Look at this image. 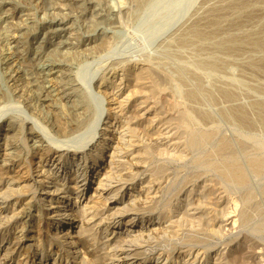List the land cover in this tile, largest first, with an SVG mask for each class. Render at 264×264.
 Returning a JSON list of instances; mask_svg holds the SVG:
<instances>
[{
	"label": "rangeland",
	"instance_id": "obj_1",
	"mask_svg": "<svg viewBox=\"0 0 264 264\" xmlns=\"http://www.w3.org/2000/svg\"><path fill=\"white\" fill-rule=\"evenodd\" d=\"M90 1L91 0H82V2L78 3V5H73L71 7L72 11L70 12L68 7L65 6V4H63L64 2L62 0H52L51 4H49V6H51L49 9H47L48 4L46 0H0V95L3 96L4 94L6 97L5 101L0 104V130L5 129L6 127L5 125H9L12 123L13 124L15 123L14 125L15 126L18 125V127L20 128V132H19L20 137H17L18 139L16 138L15 140V146L18 150L16 157L9 159L10 156L8 155L5 156L4 154L10 152L8 150L6 152L3 151V148L4 150L6 148L7 141L6 139L0 141V169L1 168L5 170L7 169L10 174L12 175L15 174L14 175L15 177L13 178L10 177V175H5V177L2 180H0V199H1L0 227L4 223L5 225L6 224L10 225L9 230H7L5 234L3 233L2 235H0V242L3 241V243H0V247L2 245H6L5 243H7V241L11 244L12 242L15 241L16 242L18 241L20 243H26L27 248L29 250L26 248L28 252H25L26 250L24 248L25 251L24 250L22 251L23 254L21 252L22 255H20V258H22L23 255L25 254L24 257L26 258L28 264L31 263L32 264H37V263L40 264H56V263L57 264H80V263L81 264L83 263L129 264L131 262L130 260L135 250L136 249L140 250L141 248L143 249L142 250L143 258H144L143 260H146L145 264H179V263L180 264H214L217 261H220L222 258L225 259L226 257L228 259L226 258L225 260H223V262L221 260L220 264L222 263L230 264L231 262L233 264H264V128H263L264 127L263 126L264 125V113H263L264 112V84H263L264 83V61H263L264 46L262 45L264 40L263 39L264 38V13H263L264 0H254V1L245 0L246 2L244 0H237V1L234 0V2L233 0H223V1L222 0H214V1L213 0H142V1L141 0H93L92 2L93 4H89ZM222 4L224 5V7ZM251 4L254 5L252 6ZM238 5L239 6L242 5V6L239 7ZM207 8L208 11H206ZM81 10L84 11L85 13H88L87 14L88 16H92L91 26L89 27L85 26V21H84L85 17L82 18L83 15L81 13ZM250 15L253 17H251ZM256 15L259 16L257 17L260 21L255 17ZM53 17L59 19L64 18L66 20L65 21L63 19L66 22V26H65L66 30L61 34V36L63 35L64 36L63 38L67 39L69 43L63 49H61L56 56V61H59L60 63L62 62L61 64H63V66L60 67L56 66L57 68L56 67L53 68L51 64H48V62L45 61L46 56H47L46 58L49 59L48 54L50 52V46L52 44L55 45L59 40L56 36L54 37L53 35L50 34L51 30L56 27L53 23L54 21H52ZM215 19L217 20L216 21L217 24L215 23ZM219 19L221 20L218 21ZM238 21L240 22L238 23ZM203 24L204 26L202 27ZM219 26L220 27L223 26V28H220ZM21 27H24L25 29ZM191 28L193 30H190ZM244 29L246 31H249L250 34L246 32ZM195 30H197V32H195ZM224 32L226 33V35ZM209 33H211V35ZM247 33L249 35H247ZM228 35L230 38L227 37ZM182 36H184V39ZM50 40L52 44L49 46L48 42ZM179 40L180 41L182 40L181 43ZM258 42H260L262 48ZM216 43L218 46L216 45ZM220 46L222 47V49ZM225 46H227L226 47L227 49L225 48ZM234 50L236 52H234ZM242 50L244 52H242ZM240 51L242 53H240ZM253 52L254 54H252ZM256 52L259 54H257ZM20 55L22 56L24 55L27 62L29 63L30 61L32 67L34 66V71L36 73L35 76L36 80L34 79L33 82L30 81V79H28L27 74L24 73V71L22 70L23 69L22 64L21 61L19 60ZM222 55L224 58L222 57ZM220 57H222L223 59L222 58L220 59ZM257 57L259 58L257 59ZM211 59H216V60H211ZM223 63L224 64L226 63L227 65L225 64L226 65L225 66ZM206 64L207 66L211 64V66H209L211 70L209 69V67L206 66ZM158 65H160L162 68L159 67ZM147 66L148 68H146ZM258 66L260 68H258ZM48 67L51 69H49ZM143 67L145 69H150L148 70V72L150 73L152 72L151 75L154 73L151 77L154 78V79L152 78V81H153V87L155 89L152 87L154 91H152L153 90L152 88L150 91L153 93L150 94L151 92L148 91L147 93L150 96L146 93L147 95L145 94L146 95L145 97L144 95H140L141 94L140 92L137 93L136 90L135 92L133 91V89L131 88V80L129 79L132 78L131 76L137 75V73H140L141 71H147L144 70ZM70 69L72 70L70 71ZM244 69H246L245 72ZM37 70H39L38 73ZM164 71L165 73L167 71V73L165 74ZM135 72L137 73L134 74ZM37 74H39L38 77L40 76L42 78L39 77L40 78L39 79L37 77ZM70 80L76 81L73 82L74 84L76 83L75 85L77 88L76 89L77 92H75L76 93L75 97L76 99L79 98L80 105H82V107L84 106V108L86 109L87 120L85 124L82 126V128L79 131H77L78 133L75 132L76 134L74 133L73 136L71 135L70 137L64 139L58 137L57 134H55L56 132L54 126H52V118H51L52 116L50 109L47 106L41 104L42 102L40 100V96H41L40 91H43V89L48 90L49 93H52L51 96L54 97L55 100H57L59 105H62L63 103L59 101L61 100L60 98L71 92L69 89L71 83ZM117 84H119L120 87L119 85L117 86ZM225 84L227 87L225 86ZM228 85H230V87H228ZM222 87L224 89L226 88V92L225 90H223ZM227 88L229 90H227ZM131 89L133 92L131 91ZM158 90L160 92H155ZM208 91H210L211 93ZM79 92L80 95L78 96ZM133 93L134 94L137 93V95L139 96H135ZM189 93L191 95H189ZM216 93L218 94L216 95ZM142 96L145 98V100L143 99ZM189 96L192 97L190 98ZM75 97L70 98L71 101L75 102L76 100ZM232 97L234 99H232ZM131 98L133 99V101L139 100L140 103H142L140 107L144 106V109L148 108V114H146V117L148 119L149 116L150 119L152 116L151 118L152 121L150 120V124L148 123L149 121L145 122V125L147 126V124H149V126H147L148 128L151 125L150 128H152V130L154 128V131L158 130V133L160 134L163 133L162 134L163 137H160L161 136L160 134L156 135L157 131L155 132H153L152 130L146 131L144 128H141L142 126L137 127L136 122H134L135 121L134 119H136L134 116L138 113L136 116L139 115L140 117H144L145 114L143 113L145 112H143L144 110L141 109L138 110L136 107H135L136 109H133L134 105L132 106L133 101ZM139 101L135 103L137 104L139 103ZM164 101H166L167 103ZM143 102H145L144 105ZM114 103L121 104V105L119 104L120 105L119 110L120 109L121 110L119 111L118 118H116V122L115 119H113L114 116L109 114ZM156 103L159 104V106ZM159 107L161 108V110ZM252 107L254 108V110ZM242 108L244 110L241 111ZM261 108H263L262 109L263 112ZM134 110L136 112L135 115L132 114L134 113ZM251 110L253 111L254 114L252 113ZM257 111L260 114H257ZM234 112L237 115L234 114ZM238 112L239 113L241 112L242 115L239 114ZM140 114L143 115L141 116ZM170 115L172 117H170ZM247 115L249 117H245ZM154 118L155 120H153ZM233 118H235V120ZM236 118H238V120ZM156 119L158 121H156ZM166 119L169 121H167ZM128 121H129V127L132 128L129 127L126 128L125 125L127 124L128 126ZM252 122L253 124L255 123L256 125L255 124L253 125ZM122 123L123 126H121ZM110 124H112V126ZM106 126L111 127L109 131L115 133V137L113 138V141H112V135L111 136L108 135L109 138H107V136L105 137L104 135V133L107 130ZM183 126H185L186 129H184ZM164 128L165 129L167 128V130H164L163 132ZM136 129L139 132H137ZM181 129H184V131ZM161 130L162 132H160ZM172 132H174L175 135L174 133L172 134ZM206 132L207 134L210 135L209 138L208 135H205ZM164 133L167 134L165 135ZM214 133L216 136L214 135ZM168 134L174 135L173 136L174 138L176 137L175 138L176 141H173L174 144L172 143V141H169V138L167 137ZM1 135H2V131H0V136ZM204 135L205 137L207 136L206 137L207 139L204 137ZM130 138L133 139L131 140ZM136 138L137 139L140 138V140L139 139L137 140ZM105 139L106 141H104ZM199 139L200 140L203 139L201 141L202 144L199 141ZM191 141L193 142V144ZM102 142L103 143L105 142L106 145V149H104L103 151V153L105 154V159H103L101 162H99L96 165L95 167L96 169L94 168L93 171H90V168L92 169V167H94L93 165L94 162L92 161V157L98 155L100 144ZM133 144L139 146L138 148L141 153L139 151L138 152L144 157L143 159L145 160V163L143 162L144 166L142 167V169L143 168L144 169L143 170L141 169V171L139 170L140 168L137 169L138 172L136 170L137 172V174H135L136 176L134 175L133 176L134 178L132 176L131 178L129 177V179L132 181L123 180L124 182L127 181L126 185L124 186L122 184L124 183L123 181L119 182V180H117L120 179V177L118 175H114L115 176V178H113L114 182L120 183V184L116 183V185L118 186L115 187L117 189L114 188L116 191L113 189L115 192H113V190L109 192H104L101 196L103 200L99 199L97 196V191L100 189V182H102V180L106 182V180L102 178L103 176L101 177V175L102 172L104 171L103 169L106 167L107 163L110 160L109 158L107 159L109 153H106V151H108L109 147L112 145L113 148H115L114 155L117 154L115 155L117 159L115 157L114 159H116L117 161L121 160L120 162L122 161L126 162L128 161L127 153H129L128 152L129 148L130 150L133 149L134 147ZM168 144L169 145L171 144L172 148H170ZM41 146H42V151H40L38 154V152L35 151L36 150L35 148L38 149ZM159 146L161 149H159ZM47 148L49 149V151L46 150ZM54 149L55 150L63 149V151L66 154L68 153L66 157L67 158L71 157L72 159L70 158L69 160H65L59 165L57 162L54 163L48 162V165L44 167L45 169L44 174L47 175V179H46L47 181L45 182L47 183H45L44 185L39 184L32 186L30 181L33 179V177H35L34 167H36V163L39 161L40 157L44 159L46 155L52 154ZM73 149L75 150L74 152L75 156L72 157V154L74 153H72L73 151L71 150ZM167 149L169 150V153ZM178 151L181 152L178 153ZM183 153L185 156L183 155ZM38 155L41 156L38 157ZM176 155H178L179 157H177ZM211 155L212 157H210ZM213 155L215 158L213 157ZM118 156H120L121 159H119L120 157ZM176 157L179 159H177ZM223 160L225 161L223 162ZM251 160L253 161L256 160L258 163L260 162L261 164L259 165L261 167V168L259 167L260 170L256 168L254 169V166L253 168H251L252 167L251 163L253 162V161L251 162ZM125 162L124 164L127 163ZM232 163H235V165ZM228 164L229 166H226ZM230 164L234 166L238 164V166L242 168L244 175H246L245 176L246 179H244V181L246 180L245 183L244 181L240 182L239 183L240 186H238L239 185L237 184L238 182L235 180L233 182V179H231V181H227L231 178L229 174L230 172L228 173L227 170L231 171V168L233 167V166L230 167ZM154 165L155 167L156 166L157 167L155 168ZM99 166L100 168L97 169V167ZM212 167H214L215 169H213ZM228 167H230V169ZM68 170H70L69 172L73 173V177L75 179V185L81 191L79 194L73 193L68 196V194H63L61 191H58L60 190V185H57L56 182L59 183L68 182V177H69ZM152 170L154 171L152 172ZM221 171L223 175L224 174L228 175V176L226 175L227 179L223 177L222 174H220ZM203 172L206 173L204 174ZM32 173L34 174L32 175ZM217 173H219V175ZM156 174L159 176H157ZM29 176L31 178H29ZM153 176H154V180L157 179V181L155 182H157L158 187L160 188H158L157 190V197L155 199L154 204L152 205V209L144 211L145 214L143 213L144 215L141 216L142 220L141 219L137 220L135 224L129 227L130 229L126 228L127 225L126 220H129L131 216L134 218V215L132 214L133 211L131 209L133 208V205L136 204V201L138 199V197H136L137 193L135 191H137L139 187L141 188L146 183H148L150 179L153 180ZM23 177L26 178L24 179ZM159 178H161L160 182H159ZM22 180H24L26 185L31 184L32 186V187L30 186V188L23 189V191L28 190L26 191V193L29 192L28 194H25L22 191V189L18 185H16L17 182ZM145 180L148 181L144 182ZM207 181L208 183L209 182L210 183L208 184ZM222 182H224L227 185H225ZM229 182L232 183L230 184ZM20 185L22 186L23 183ZM35 188L38 190H36ZM32 191H34V193ZM46 192L47 193L50 192V193L47 194ZM29 194L31 195L29 196ZM170 195L172 196L170 197ZM203 195L205 197H203ZM246 195L249 196L246 197ZM130 196L132 198H130ZM93 197L94 199L97 198L98 200L107 203V205H109L108 206L109 209L107 211H104L102 209L103 208L102 206L99 205L92 206L91 204L93 203H88L86 205L85 202L82 203L84 199L90 200L91 198L93 199ZM211 197L212 198L214 197L213 203H210L212 202L209 200V198ZM39 199H42L45 202H43L42 200L40 201ZM74 201L75 204L73 205ZM121 203H122V207H121ZM48 204L50 205L47 206ZM70 204H72V207H69ZM126 204L128 205V208L127 206L125 207ZM21 205L24 206L25 209L21 207ZM79 206L80 208L82 206L85 209H87L86 217L90 215L88 217L90 218L89 219L90 221L92 220L96 222L94 228L89 232L90 236L88 235L87 237L88 241L85 243L86 245L84 244L83 246L80 247L79 245L76 246L74 244V242H76V240L74 241V239H69L68 243L67 242L62 243L61 241L62 239L57 238L58 236H62L67 232L70 233L72 227H76L79 225L78 219L75 220V221L78 220L77 223L75 224H73L74 221H70V219H72L70 211L72 212V210L78 209ZM172 206H176V207H172ZM123 208L129 209L132 212L128 210L129 211L128 213V211L126 209L124 210ZM259 208H261L260 209L261 211L258 210ZM49 211L51 212V214L53 213L54 216L53 214L52 216L51 214L49 215L48 213ZM126 211L127 213L125 214ZM56 212L58 214H56ZM103 212H105L104 213L105 215L103 214ZM121 212L122 215L118 216V214L119 213L121 214ZM241 213L244 215H241ZM110 214L112 215L110 216ZM47 215L50 217L56 216L54 218L55 220L48 219ZM10 216L11 218L8 219V217ZM183 216L185 219L183 218ZM91 217H93L94 219H91ZM107 217L110 219V221H108L109 219ZM111 217H113L114 219ZM78 218L80 217L78 216ZM161 219H163V221ZM13 220L14 221L19 220V222L17 221L16 223L18 227L15 229L12 228L14 227V225L11 226L12 224L11 222H14ZM102 220H104L105 223ZM155 220H158L159 222ZM139 221L141 223H139ZM165 222L167 223L165 224ZM182 224H184L185 226ZM208 224L210 225L208 226ZM153 225L154 228L155 226L158 225H162L164 229L165 228L167 229L168 226L169 228L167 229V232L165 231V233L163 234H161V231L163 232L164 229H162L161 231H157L155 234L151 232L153 229ZM19 228H22L23 231H21V229ZM218 228L220 229L218 230ZM56 230H57V235H55L56 233L52 234L56 232ZM101 230L103 231L101 232ZM173 230L175 231V233L173 232ZM94 231L95 233H93ZM35 232L37 234L41 232L42 234L40 233L38 234L39 235L38 236ZM171 232H173V235ZM104 233L107 236H105ZM142 233H145L147 236L148 235L149 236L145 237L144 236L145 234L143 235ZM185 233L187 235H185ZM99 234L101 236H99ZM151 234L154 238L150 236ZM138 235L140 237L142 235L141 237L142 239L140 237L138 238ZM156 235L158 238H156ZM32 236H34L35 239L32 238ZM102 236L103 238H101ZM184 236L189 238H185ZM163 239L164 240L167 239V240L164 241ZM111 240L113 241L111 242ZM118 241L121 242L123 241L126 244L122 245L123 242L118 243ZM136 241L137 243H135ZM132 242L136 247L134 245L132 246L131 244ZM138 242L142 243L141 245H143L144 243L145 244L143 246L141 245L139 246L138 244L140 243ZM32 243L35 245H33ZM101 243L104 245L101 246L102 245ZM127 243L131 246L127 245ZM69 244L71 245L69 246ZM120 245L121 246L126 245V246L120 248ZM88 247H91V249L90 248L88 249ZM133 247L134 250H132ZM74 249H76L78 253L75 252ZM169 249L171 250V252L169 251ZM83 250H85L86 252ZM79 251L81 253L85 252L83 255H85L87 260L86 258H84L83 255H81ZM194 251L195 252L198 251L197 254ZM242 251L246 253L248 252L250 253L251 251L250 256L252 260L250 261L247 258H243L244 259L243 261L241 257L243 253ZM106 252L109 255L106 256L107 254ZM232 252L234 254L236 253L237 254L234 256L232 255ZM125 253H127L128 256L125 255ZM228 255H230L231 258H229ZM237 255H239L240 257ZM218 256L219 257L222 256V257L219 258ZM233 256L234 258L232 260ZM164 257L165 260H167L166 262L163 261ZM94 258L100 259V261L99 260L96 261L97 259L95 260ZM237 258H240L242 263L239 262L240 259ZM6 259L7 262L10 259L12 261L13 259L15 260L16 258L13 257L12 259V255L11 257L10 255H8Z\"/></svg>",
	"mask_w": 264,
	"mask_h": 264
},
{
	"label": "bare ground",
	"instance_id": "obj_2",
	"mask_svg": "<svg viewBox=\"0 0 264 264\" xmlns=\"http://www.w3.org/2000/svg\"><path fill=\"white\" fill-rule=\"evenodd\" d=\"M51 1L52 0H46V2H47V4H48V6H47V9H49L51 6H49V4H51ZM64 3L63 4H65V6H67L68 7V9H69V11L71 12L72 11V6L73 5H78V3H80V2H82V0H62ZM142 1V0H141ZM214 1V0H213ZM223 1V0H222ZM237 1V0H236ZM245 1V0H244ZM250 1V0H249ZM254 1V0H253ZM45 2V1H44ZM48 2H50V3H48ZM93 2V0H91L90 2H89V4H93L92 3ZM217 2V1H216ZM233 2H234V0H233ZM246 2V1H245ZM258 2V1H257ZM262 2V1H261ZM220 3H221V1H220ZM263 3V2H262ZM83 4V3H82ZM210 4V3H209ZM213 4V3H212ZM229 4V3H228ZM220 5V4H219ZM223 5V4H222ZM232 5V4H231ZM252 5V4H251ZM254 5V4H253ZM252 5V6H253ZM263 5V4H262ZM212 6V5H211ZM217 6V5H216ZM215 6V7H216ZM228 6V5H227ZM239 6V5H238ZM240 6H242V5H240ZM239 6V7H240ZM248 6V5H247ZM53 7V6H52ZM77 7V6H76ZM75 7V8H76ZM221 7V6H220ZM223 7H224V5H223ZM255 7V6H254ZM54 8V7H53ZM78 8H79V6H78ZM209 8V7H208ZM208 8H207V10L206 11H208ZM227 8V7H226ZM232 8V7H231ZM237 8V7H236ZM242 8V7H241ZM258 8V7H257ZM220 9H222V8H220ZM220 9H218V10H220ZM252 9V8H251ZM92 10V9H91ZM231 10V9H230ZM235 10V9H234ZM242 10V9H241ZM253 10V9H252ZM256 10V9H255ZM51 11V10H50ZM68 11V12H69ZM225 11V10H224ZM223 11V12H224ZM247 11V10H246ZM254 11V10H253ZM264 11V10H263ZM205 12V11H204ZM217 12V11H216ZM215 12V13H216ZM228 12V11H227ZM226 12V13H227ZM232 12V11H231ZM236 12V11H235ZM49 13V12H48ZM81 13H82V18H84L85 17V26L86 27H89V26H91V21H92V16H88L87 14L88 13H85L84 11H82L81 10ZM95 13V12H94ZM230 13V12H229ZM238 13V12H237ZM264 13V12H263ZM79 14V13H78ZM91 14V13H90ZM99 14V13H98ZM224 14V13H223ZM241 14V13H240ZM244 14H245V12H244ZM247 14V13H246ZM255 14V13H254ZM258 14V13H257ZM210 15V14H209ZM229 15V14H228ZM237 15H239V14H237ZM251 15H252V13H251ZM250 15V16H251ZM259 15V14H258ZM258 15H256L255 17L258 19ZM67 16V15H66ZM101 16V15H100ZM203 16V15H202ZM206 16V15H205ZM208 16V15H207ZM221 16V15H220ZM226 16V15H225ZM249 16V15H248ZM258 16V17H257ZM216 17V16H215ZM224 17V16H223ZM237 17V16H236ZM243 17V16H242ZM244 17H246V16H244ZM251 17H253V16H251ZM66 18V17H65ZM202 18V17H201ZM204 18V17H203ZM207 18V17H206ZM205 18V19H206ZM210 18V17H209ZM218 18H219V16H218ZM225 18V17H224ZM224 18H223V20H224ZM48 19H49V17H48ZM64 18H62V19H59V18H55V17H53V20L52 21H54L53 23H54V25L56 26L54 29H52L51 30V32H50V34L51 35H53L54 37L56 36L59 40L57 41V43L54 45V44H52V42H51V40L48 42V44H49V46H50V52H49V54L48 53H46V54H48L49 56H48V58L49 59H47L46 57H45V61H47L48 62V64H51V66L54 68V67H60V66H63V64H61L59 61H56V56H57V54H58V52L61 50V49H63L66 45H68L69 43H68V40L67 39H64L63 37V35L61 36V34L66 30L65 29V26H66V20L64 21L63 20ZM214 19V18H213ZM228 19V18H227ZM204 20V19H203ZM221 19H219L218 21H220ZM229 20V19H228ZM241 20V19H240ZM248 20V19H247ZM259 20V19H258ZM72 21V20H71ZM198 21V20H197ZM206 21V20H205ZM210 21V20H209ZM217 20L215 19V23L217 24V22H216ZM226 21V20H225ZM231 21V20H230ZM237 21V20H236ZM260 21V20H259ZM261 21H263V20H261ZM211 22V21H210ZM214 22V21H213ZM227 22V21H226ZM233 22V21H232ZM240 21H238V23H239ZM254 22V21H253ZM195 23V22H194ZM198 23V22H197ZM224 23V22H223ZM230 23V22H229ZM249 23V22H248ZM17 24V23H16ZM237 24V23H236ZM21 25V24H20ZM78 25V24H77ZM212 25V24H211ZM231 25V24H230ZM229 25V26H230ZM244 25V24H243ZM93 26V25H92ZM193 26V25H192ZM199 26V25H198ZM204 26V24L202 25V27ZM228 26V25H227ZM232 26V25H231ZM238 26V25H237ZM255 26V25H254ZM83 27V26H82ZM200 27V26H199ZM220 27V26H219ZM219 27H218V29H219ZM225 27H226V25H225ZM14 28V27H13ZM20 28V27H19ZM21 28H23V29H25L24 27H21ZM190 28V27H189ZM196 28V27H195ZM201 28V27H200ZM220 28H223V26L222 27H220ZM230 28V27H229ZM256 28V27H255ZM31 29V28H30ZM198 29V28H197ZM203 29V28H202ZM239 29V28H238ZM242 29V28H241ZM257 29V28H256ZM89 30V29H88ZM183 30V29H182ZM190 30H193L192 28L190 29ZM189 30V31H190ZM222 30V29H221ZM243 30V29H242ZM245 30V29H244ZM253 30V29H252ZM251 30V31H252ZM262 30H263V28H262ZM17 31H20V30H17ZM186 31V30H185ZM184 31V32H185ZM200 31V30H199ZM207 31V30H206ZM229 31V30H228ZM235 31V30H234ZM246 31V30H245ZM13 32V31H12ZM31 32V31H30ZM188 32V31H187ZM195 32H197V30H195ZM195 32H193V33H195ZM205 32V31H204ZM212 32V31H211ZM218 32H220V31H218ZM222 32V31H221ZM246 32H248L249 33V31H246ZM258 32V31H257ZM256 32V33H257ZM27 33V32H26ZM203 33V32H202ZM225 33V32H224ZM239 33V32H238ZM247 33V35H249ZM181 34V33H180ZM210 35H211V33H209ZM208 34V35H209ZM221 34V33H220ZM230 34V33H229ZM246 34V33H245ZM258 34V33H257ZM27 35V34H26ZM30 35V34H29ZM197 35V34H196ZM202 35V34H201ZM200 35V36H201ZM206 35V34H205ZM207 35V36H208ZM209 35V36H210ZM219 35V34H218ZM225 35H226V33H225ZM236 35H237V33H236ZM259 35V34H258ZM263 35V34H262ZM261 35V36H262ZM8 36V35H7ZM10 36V35H9ZM189 36V35H188ZM220 36V35H219ZM105 37V36H104ZM110 37V36H109ZM178 37V36H177ZM183 37V39H184V36H182ZM203 37V36H202ZM225 37V36H224ZM223 37V38H224ZM227 37H229V35L227 36ZM226 37V38H227ZM236 37V36H235ZM242 37V36H241ZM246 37V36H245ZM248 37H250V36H248ZM247 37V38H248ZM68 38V37H67ZM102 38V37H101ZM179 38V37H178ZM191 38V37H190ZM199 38V37H198ZM201 38V37H200ZM205 38V37H204ZM222 38V39H223ZM230 38V37H229ZM234 38V37H233ZM246 38V39H247ZM259 38V37H258ZM69 39V38H68ZM103 39V38H102ZM107 39V38H106ZM108 39H110V38H108ZM189 39V38H188ZM232 39V38H231ZM240 39V38H239ZM244 39V38H243ZM264 39V38H263ZM100 40V39H99ZM187 40V39H186ZM190 40V39H189ZM188 40V41H189ZM202 40H203V38H202ZM201 40V41H202ZM230 40V39H229ZM249 40V39H248ZM21 41V40H20ZM180 41V40H179ZM182 41V40H181ZM181 41H180V43H181ZM198 41V40H197ZM208 41V40H207ZM214 41H215V39H214ZM231 41V40H230ZM236 41V40H235ZM255 41H256V39H255ZM47 42V41H46ZM54 42V41H53ZM105 42H106V40H105ZM104 42V43H105ZM109 42V41H108ZM107 42V43H108ZM247 42H249V41H247ZM190 43V42H189ZM203 43V42H202ZM206 43V42H205ZM257 43V42H256ZM259 43V45H260V42H258ZM262 43V42H261ZM106 44V43H105ZM187 44V43H186ZM199 44V43H198ZM209 44V43H208ZM210 44H212V43H210ZM241 44V43H240ZM247 44V43H246ZM250 44H251V42H250ZM20 45V44H19ZM182 45V44H181ZM205 45V44H204ZM214 45V44H213ZM216 45H217V43H216ZM220 45V44H219ZM252 45H253V43H252ZM258 45V46H259ZM263 46H264V40H263V44H262ZM201 46V45H200ZM209 46H211V45H209ZM218 46V45H217ZM230 46V45H229ZM257 46V47H258ZM261 46V45H260ZM109 47V46H108ZM213 47V46H212ZM221 47V46H220ZM224 47V46H223ZM227 46H225V48H226ZM253 47V46H252ZM256 47V46H255ZM235 48V47H234ZM248 48V47H247ZM261 48H262V46H261ZM215 49V48H214ZM221 49H222V47H221ZM227 49V48H226ZM251 49V48H250ZM236 50V49H235ZM234 50V52H236ZM241 50V49H240ZM253 50H254V48H253ZM259 50V49H258ZM201 51V50H200ZM222 51V50H221ZM231 51V50H230ZM246 51V50H245ZM248 51H249V49H248ZM211 52V51H210ZM228 52H229V50H228ZM242 52H244L243 50H242ZM241 51H240V53H242ZM261 52V51H260ZM24 53V52H23ZM216 53V52H215ZM226 53V52H225ZM240 53H239V55H240ZM250 53V52H249ZM257 53V52H256ZM26 54V53H25ZM231 54V53H230ZM252 54H254V52L252 53ZM257 54H259V53H257ZM40 55V54H39ZM214 55V54H213ZM245 55V54H244ZM44 56V55H43ZM217 56V55H216ZM219 56V55H218ZM233 56V55H232ZM253 56V55H252ZM262 56V55H261ZM264 56V55H263ZM61 57V56H60ZM222 57H223V55H222ZM222 57H220V59L222 58ZM30 58V57H29ZM218 58V57H217ZM224 58V57H223ZM222 58V59H223ZM251 58V57H250ZM259 57H257V59H258ZM264 58V57H263ZM208 59V58H207ZM206 59V60H207ZM209 59H210V57H209ZM219 59V60H220ZM252 59V58H251ZM19 60L21 61V64H22V70L24 71V73H26L27 74V76H28V79H30V81H32L33 82V80L35 79V76H36V73H35V71H34V66L32 67V65H31V63H30V61H29V63L27 62V60H26V58L24 57V55L22 56V55H20L19 56ZM206 60H205V62H206ZM211 60H216V59H211ZM218 60V61H219ZM51 61H53V62H51ZM210 61V60H209ZM208 61V62H209ZM222 61V60H221ZM225 61H226V59H225ZM257 61V60H256ZM255 61V62H256ZM261 61V60H260ZM264 61V60H263ZM202 62H203V60H202ZM207 62V63H208ZM247 62V61H246ZM200 63V62H199ZM201 64H203V63H201ZM214 64V63H213ZM224 64V63H223ZM226 64V63H225ZM224 64V65H225ZM200 65V64H199ZM227 65V64H226ZM225 65V66H226ZM37 66V65H36ZM50 66V65H49ZM68 66V65H67ZM159 67H161L160 65H158ZM205 66V65H204ZM204 66H202V67H204ZM206 66H207V64H206ZM209 66H211V64L210 65H208L207 67H209ZM215 66V65H214ZM218 66V65H217ZM220 66H221V64H220ZM224 66V67H225ZM56 67V68H57ZM150 67V66H149ZM244 67V66H243ZM49 68V67H48ZM144 68V67H143ZM146 68H148V66L146 67ZM153 68V67H152ZM155 68V67H154ZM162 68V67H161ZM215 68V67H214ZM218 68V67H217ZM246 68V67H245ZM258 68H260L259 66H258ZM49 69H51V68H49ZM158 69V68H157ZM209 69H210V67H209ZM225 69V68H224ZM254 69V68H253ZM257 69V68H256ZM262 69V68H261ZM69 70V69H68ZM72 69H70V71H71ZM141 70V69H140ZM144 70H147V71H141L140 73H137V72H135L134 74H136L137 73V75H134V76H131L132 78H129L130 80H131V88L133 89V91L135 92V90L137 91V93H141L140 95H144V97L148 94L147 92L148 91H150L151 90V88L153 87V81H152V78L153 77H151L152 75H151V73L150 72H148V70H150V69H145L144 68ZM156 70V69H155ZM154 70V71H155ZM160 70V69H159ZM165 70V69H164ZM211 70V69H210ZM245 70L246 69H244V72H245ZM260 70V69H259ZM38 71L39 70H37V73H38ZM66 71V70H65ZM69 71V72H70ZM124 71V70H123ZM152 71V70H151ZM163 71V70H162ZM209 71V70H208ZM213 71V70H212ZM216 71V70H215ZM218 71V70H217ZM220 71V70H219ZM255 71V70H254ZM41 72H43V71H41ZM122 72V71H121ZM249 72V71H248ZM253 72V71H252ZM259 72V71H258ZM68 73V72H67ZM156 73V72H155ZM164 73H165V71H164ZM166 73H167V71H166ZM165 73V74H166ZM247 73V72H246ZM162 74V73H161ZM160 74V75H161ZM250 74H252V73H250ZM25 75V74H24ZM38 75L39 74H37V77H38ZM69 75V74H68ZM72 75V74H71ZM42 76V75H41ZM166 76V75H165ZM164 76V77H165ZM168 76V75H167ZM249 76V75H248ZM251 76V75H250ZM40 77V76H39ZM38 77V78H39ZM126 77V76H125ZM158 77V76H157ZM163 77V76H162ZM171 77V76H170ZM169 77V78H170ZM199 77V76H198ZM40 78H42V77H40ZM39 78V79H40ZM160 78V77H159ZM173 78V77H172ZM121 79H122V76H121ZM154 79V78H153ZM198 79H200V78H198ZM251 79H252V77H251ZM36 80V79H35ZM67 80V79H66ZM126 80V79H125ZM161 80H164V79H161ZM71 81V80H70ZM45 82V81H44ZM73 82H76V81H71V83H70V87H69V89H70V91L71 92H69L67 95H64V96H62L60 99L61 100H59V101H61L63 104L62 105H59V103L57 102V100H55L54 99V97H52L51 96V94L52 93H49L48 92V90H44L43 89V91H40L41 93V96H40V100H41V104H43V105H45V106H47L49 109H50V112H51V118H52V126H54V129H55V134H57V136L58 137H60V138H67V137H70L71 135L73 136L74 135V133L75 132H77V131H79L81 128H82V126L85 124V122H86V120H87V116H86V114H87V111H86V109L84 108V106L82 107V105H80V103H79V98H77L76 99V93L75 92H77L76 91V83L74 84ZM123 82V81H122ZM159 82V81H158ZM162 82V81H161ZM171 82V81H170ZM200 82V81H199ZM156 83V82H155ZM165 83V82H164ZM172 83V82H171ZM234 83V82H233ZM39 84V83H38ZM66 84V83H65ZM119 84H121V83H119ZM119 84H117V86L119 85ZM230 84H232V83H230ZM264 84V83H263ZM262 84V85H263ZM40 85V84H39ZM168 85V84H167ZM78 86V85H77ZM117 86H116V88H117ZM160 86V85H159ZM158 86V87H159ZM225 86H226V84H225ZM67 87V86H66ZM119 87H120V85H119ZM169 87V86H168ZM227 87V86H226ZM228 87H230V85H228ZM262 87V86H261ZM154 88V87H153ZM152 88V89H153ZM219 88V87H218ZM223 88V87H222ZM41 89V88H40ZM132 89H131V91H132ZM155 89V88H154ZM154 89L152 90V91H154ZM42 90V89H41ZM79 90H80V88H79ZM78 90V91H79ZM223 90H225V92H226V88L224 89L223 88ZM227 90H229L228 88H227ZM232 90H234V89H232ZM132 91V92H133ZM263 91V90H262ZM5 92V91H4ZM3 92V93H4ZM122 92V91H121ZM127 92V91H126ZM129 92V91H128ZM151 92V91H150ZM149 92V93H150ZM155 92H160L159 90L158 91H155ZM191 92V91H190ZM193 92V91H192ZM208 92H210V91H208ZM213 92V91H212ZM232 92V91H231ZM238 92V91H237ZM137 93H133L135 96H139V95H137ZM147 93V94H146ZM153 92H151L150 94H152ZM163 93V92H162ZM211 93V92H210ZM233 93V92H232ZM2 94V93H1ZM129 94V93H128ZM127 94V95H128ZM146 94V95H145ZM218 93H216V95H217ZM228 94V93H227ZM229 94H230V92H229ZM234 94V93H233ZM241 94V93H240ZM80 95V92H79V94H78V96ZM126 95V96H127ZM149 95V94H148ZM189 95H191L190 93H189ZM194 95V94H193ZM192 95V96H193ZM209 95V94H208ZM214 95V94H213ZM226 95V94H225ZM77 96V97H78ZM131 96V95H130ZM150 96V95H149ZM152 96V95H151ZM192 96H189L190 98L192 97ZM221 96V95H220ZM228 96V95H227ZM236 96H238V95H236ZM235 96V97H236ZM72 97H75V102H73V101H71V99L70 98H72ZM141 97V96H140ZM143 97V96H142ZM143 97V99L145 100V98ZM211 97H212V95H211ZM138 98V97H137ZM172 98V97H171ZM226 98V97H225ZM239 98V97H238ZM5 99H6V97H5V95L3 94V96L2 95H0V104L1 103H3L4 101H5ZM10 99V98H9ZM127 99H129V98H127ZM132 99V98H131ZM130 99V100H131ZM141 99V98H140ZM142 99V100H143ZM162 99V98H161ZM212 99V98H211ZM227 99V98H226ZM232 99H234L233 97H232ZM237 99V98H236ZM143 100V101H144ZM148 100V99H147ZM158 100V99H157ZM191 100V99H190ZM194 100V99H193ZM216 100H217V98H216ZM225 100V99H224ZM231 100V99H230ZM112 101V100H111ZM116 101V100H115ZM132 101H133V99H132ZM139 100H134L133 101V103H132V106L134 107H132L133 109H141V110H144L143 112H145V113H143L142 111V113L143 114H145V116L144 117H140L139 115V117L138 116H136L137 114H136V112H135V110H134V113H132V114H136L134 117L136 118V119H134L135 121L134 122H136V125H137V127L138 126H142L141 128H144L146 131H148V130H152V128H150L151 127V125H150V129L147 127V126H149V124H150V120L152 121V116H151V118L149 119V116H148V119H147V117H146V114H148V108H146V109H144V106H142V107H140L141 106V104L142 103H140V101H139V103H135V102H138ZM170 101V100H169ZM229 101V100H228ZM81 102V101H80ZM146 102V101H145ZM145 102H143V105H144V103ZM148 102V101H147ZM164 102H166V101H164ZM232 102V101H231ZM252 102V101H251ZM256 102V101H255ZM129 103V102H128ZM167 103V102H166ZM179 103V102H178ZM181 103V102H180ZM260 103V102H259ZM120 103H114V105L112 106V109L110 110V115H112V116H114L113 117V119H115V122H116V118H118V114H119V111L121 110H119V107H120V105H119ZM157 104V103H156ZM163 104V103H162ZM161 104V105H162ZM239 104V103H238ZM242 104V103H241ZM253 104V103H252ZM252 104H251V106H252ZM128 105V104H127ZM158 106H159V104H157ZM170 105H171V103H170ZM181 105V104H180ZM244 105H246V104H244ZM262 105V104H261ZM86 106V105H85ZM88 106V105H87ZM149 106H150V104H149ZM153 106V105H152ZM151 106V107H152ZM236 106V105H235ZM111 107V106H110ZM136 107V108H135ZM162 107V106H161ZM182 107V106H181ZM237 107V106H236ZM160 108V107H159ZM170 108V107H169ZM175 108V107H174ZM240 108V107H239ZM246 108V107H245ZM253 108V107H252ZM260 108V107H259ZM163 109V108H162ZM178 109V108H177ZM263 108H261V110H262ZM129 110V109H128ZM137 110V111H138ZM153 110V109H152ZM160 110H161V108H160ZM167 110H168V108H167ZM230 110V109H229ZM228 110V111H229ZM239 110V109H238ZM242 110H244L243 108L241 109V111ZM253 110H254V108H253ZM130 111H131V109H130ZM155 111V110H154ZM158 111V110H157ZM233 111V110H232ZM235 111V110H234ZM247 111V110H246ZM250 111V110H249ZM252 111V110H251ZM160 112V111H159ZM176 112V111H175ZM181 112V111H180ZM198 112V111H197ZM262 112H263V110H262ZM168 113H169V111H168ZM170 113H171V111H170ZM183 113V112H182ZM232 113V112H231ZM239 113V112H238ZM245 113V112H244ZM252 113H253V111H252ZM251 113V114H252ZM264 113V112H263ZM143 114H140L141 116L143 115ZM155 114V113H154ZM165 114V113H164ZM186 114V113H185ZM224 114H226V113H224ZM234 114H236L235 112H234ZM239 114H241V112L239 113ZM254 114V113H253ZM257 114H260V113H258V111H257ZM128 115H130V114H128ZM168 115V114H167ZM173 115V114H172ZM187 115V114H186ZM231 115V114H230ZM237 115V114H236ZM242 115V114H241ZM249 115V114H248ZM245 116V117H249V116ZM121 116H122V114H121ZM127 116V115H126ZM154 116V115H153ZM159 116V115H158ZM132 117V116H131ZM130 117V118H131ZM170 117H172L171 115H170ZM175 117V116H174ZM183 117V116H182ZM187 117V116H186ZM232 117V116H231ZM236 117V116H235ZM238 117V116H237ZM243 117H244V115H243ZM257 117V116H256ZM259 117V116H258ZM156 118V117H155ZM155 118L153 119V120H155ZM169 118V117H168ZM167 118V119H168ZM179 118V117H178ZM210 118V117H209ZM252 118V117H251ZM90 119V118H89ZM160 119V118H159ZM166 119V120H167ZM174 119V118H173ZM180 119V118H179ZM211 119V118H210ZM234 120H235V118H233ZM237 120H238V118H236ZM243 119V118H242ZM245 119V118H244ZM253 119V118H252ZM123 120V119H122ZM161 120V119H160ZM175 120H176V118H175ZM184 120V119H183ZM186 120V119H185ZM207 120V119H206ZM206 120H204V121H206ZM240 120V119H239ZM131 121V120H130ZM149 121V122H148ZM156 121H158L157 119H156ZM167 121H169V120H167ZM166 121V122H167ZM199 121H200V118H199ZM247 121V120H246ZM254 121V120H253ZM127 122V121H126ZM145 122H148L149 124H147V126L145 125ZM166 122H165V124H166ZM177 122H179V121H177ZM190 122V121H189ZM248 122V121H247ZM11 123V122H10ZM119 123V122H118ZM121 123V122H120ZM125 123V122H124ZM160 123V122H159ZM163 123V122H162ZM168 123V122H167ZM170 123H172V122H170ZM242 123V122H241ZM240 123V124H241ZM261 123V122H260ZM15 124V123H14ZM13 123L12 124H9V125H5L6 127H5V129H3V130H0V131H2V135L0 136V141L1 140H4V139H6V141H7V145H6V148H5V150H4V148H3V151L4 152H6L7 150L8 151H10L9 153H7V154H4L5 156L6 155H8V156H10L9 157V159H12V158H14V157H16V154H17V152H18V150H17V148H16V146H15V140H16V138L17 137H20V135H19V132H20V128L18 127V125L17 126H15ZM117 124V123H116ZM151 124H152V122H151ZM238 124V123H237ZM252 124H253V122H252ZM255 124V123H254ZM253 124V125H254ZM258 124V123H257ZM263 124V123H262ZM261 124V125H262ZM19 125H20V123H19ZM111 126H112V124H110ZM125 125V124H124ZM158 125V124H157ZM170 125V124H169ZM177 125V124H176ZM183 125V124H182ZM188 125V124H187ZM256 125V124H255ZM260 125V126H261ZM121 126H123V123L121 124ZM126 126V128L127 127H129V121H128V126H127V124L125 125ZM135 126V125H134ZM160 126V125H159ZM242 126V125H241ZM247 126V125H246ZM250 126V125H249ZM248 126V127H249ZM264 126V125H263ZM107 127V126H106ZM154 127V126H153ZM155 127H157V126H155ZM171 127V126H170ZM174 127V126H173ZM184 127V129H186L185 128V126H183ZM186 127H188V126H186ZM111 127H107V130H106V132L104 133V135H105V137L107 136V138H109V136L108 135H112V141H113V138L115 137V133L113 134L112 133V131H109V129H110ZM129 128H132V127H129ZM134 128V127H133ZM159 128V127H158ZM161 128V127H160ZM181 128V127H180ZM190 128V127H189ZM264 128V127H263ZM22 129V128H21ZM157 129V128H156ZM184 129H181V130H183L184 131ZM248 129H250V128H248ZM254 129V128H253ZM258 129V128H257ZM29 130V129H28ZM127 130V129H126ZM133 130V129H132ZM137 130V129H136ZM140 130H142V129H140ZM160 130V129H159ZM164 130H167V128L165 129H163V132H164ZM173 130V129H172ZM177 130V129H176ZM180 130V131H181ZM187 130H188V128H187ZM191 130V129H190ZM256 130V129H255ZM262 130V129H261ZM22 131V130H21ZM144 131V130H143ZM153 132H155V131H157L156 133V135H158V134H160V133H158V130H155L154 131V128H153V130H152ZM192 131V130H191ZM111 134H110V133ZM137 132H139L138 130H137ZM151 132V131H150ZM160 132H162V130L160 131ZM166 132V131H165ZM168 132V131H167ZM177 132V131H176ZM187 132V131H186ZM193 132V131H192ZM199 132V131H198ZM78 133V132H77ZM170 133H171V131H170ZM174 132H172V134H173ZM182 133V132H181ZM191 133V132H190ZM201 133H203V132H201ZM76 134V133H75ZM148 134V133H147ZM163 133H161L160 135V137H163V135H162ZM165 134V133H164ZM167 134V133H166ZM165 134V135H166ZM172 134H168L167 135V137L169 138V141H172V143H173V141H176L175 140V138L173 137L174 135H175V133H174V135H172ZM183 134V133H182ZM194 134H195V132H194ZM19 135V136H18ZM170 135V136H169ZM177 135V134H176ZM179 135V134H178ZM190 135V134H189ZM193 135V134H192ZM198 135V134H197ZM203 135V134H202ZM205 135H208V138L210 137V135L209 134H207V132H206V134ZM205 135H204V137H205ZM211 135H213V134H211ZM214 135H215V133H214ZM132 136V135H131ZM186 136V135H185ZM194 136V135H193ZM200 136V135H199ZM216 136V135H215ZM214 136V137H215ZM24 137V136H23ZM129 137V136H128ZM180 137V136H179ZM178 137V138H179ZM198 137V136H197ZM201 137V136H200ZM207 137V136H206ZM205 137V138H206ZM211 137H213V136H211ZM106 138V139H107ZM190 138H192V137H190ZM203 138V137H202ZM18 139V138H17ZM106 139L104 140V141H106ZM131 139V138H130ZM129 139V140H130ZM133 139V138H132ZM131 139V140H132ZM137 139V138H136ZM139 140H140V138H138ZM137 139V140H138ZM152 139V138H151ZM163 139V138H162ZM186 139V138H185ZM195 139V138H194ZM207 139V138H206ZM205 139V140H206ZM153 140V139H152ZM182 140V139H181ZM203 140V139H202ZM202 140H200L199 139V141L201 142ZM209 140V139H208ZM184 141V140H183ZM187 141V140H186ZM188 141H189V139H188ZM192 141H193V139H192ZM191 141V142H192ZM196 141V140H195ZM159 142V141H158ZM212 142V141H211ZM210 142V143H211ZM214 142H216V141H214ZM221 142V141H220ZM132 143H134V142H132ZM196 143H199V142H196ZM195 143V144H196ZM141 144V143H140ZM156 144V143H155ZM154 144V145H155ZM158 144V143H157ZM174 144V143H173ZM172 144V145H173ZM177 144V143H176ZM175 144V145H176ZM179 144V143H178ZM192 144H193V142H192ZM201 144H202V142H201ZM217 144V143H216ZM130 145V144H129ZM128 145V146H129ZM203 145H205V144H203ZM220 145V144H219ZM222 145H223V143H222ZM99 146V145H98ZM132 146V145H131ZM134 146V147H133ZM133 149H131L130 150V148H129V153H127L128 154V156H127V160L128 161H124L126 164H124V162L122 163V162H120V161H117L116 159V156L115 155H117V154H115L114 155V150H115V148H113V146L111 145L110 147H109V149H108V151H106V153H109V155L107 156V159L109 158L110 160H109V162L107 163V165H106V167L103 169L104 171L102 172V175H101V177L102 178H104L105 180H106V182L105 181H103L102 180V182H100V189L97 191V196H98V198L99 199H102L101 198V196H102V194L104 193V192H109V191H112L117 185H116V183L118 184L119 182H121V181H125V180H127V181H132V180H130L129 179V177L131 178V176L133 177L135 174H137V172H138V170L137 169H139L140 171H141V169H142V167L144 166V163H145V160L143 159L144 157L141 155V154H139V152H140V150H139V146L138 145H136V144H133ZM141 146V145H140ZM148 146V145H147ZM168 146H170V148H172L171 147V144L169 145L168 144ZM225 146V145H224ZM223 146V147H224ZM28 147V146H27ZM64 147V146H63ZM67 147V146H66ZM65 147V148H66ZM131 147V148H132ZM144 147V146H143ZM151 147V146H150ZM177 147V146H176ZM180 147V146H179ZM182 147V146H181ZM217 147V146H216ZM222 147V146H221ZM228 147V146H227ZM135 148V149H134ZM156 148V147H155ZM183 148H185V147H183ZM190 148V147H189ZM188 148V149H189ZM219 148V147H218ZM229 148H230V146H229ZM24 149V148H23ZM26 149V148H25ZM36 150L35 151H37L38 152V154H39V152L40 151H42V146L41 147H39L38 149L37 148H35ZM104 149H106V145H105V142L103 143H101L100 144V148H99V152H98V155L97 156H95V157H92V161L94 162V167H92V169L90 168V171H93L94 170V168L96 167V165L99 163V162H101L103 159H105V154L103 153V151H104ZM159 149H161L160 148V146H159ZM164 149V148H163ZM191 149V148H190ZM195 149V148H194ZM46 150H48L49 151V149L47 148ZM146 150V149H145ZM144 150V151H145ZM152 150H153V148H152ZM165 150V149H164ZM168 150V149H167ZM180 150V149H179ZM186 150V149H185ZM231 150V149H230ZM31 151V150H30ZM34 151V152H35ZM71 151H73L72 153H74L75 152V150L73 149V150H71ZM139 151V152H138ZM151 151V150H150ZM208 151V150H207ZM21 152V151H20ZM19 152V153H20ZM66 152H68V151H66ZM158 152H160V151H158ZM176 152V151H175ZM181 152V151H180ZM179 151H178V153H180ZM199 152V151H198ZM213 152H215V151H213ZM26 153V152H25ZM24 153V154H25ZM46 153V152H45ZM44 153V154H45ZM49 153V152H48ZM141 153V152H140ZM157 153V152H156ZM164 153H165V151H164ZM168 153H169V150H168ZM217 153V152H216ZM221 153V152H220ZM23 154V155H24ZM28 154V153H27ZM186 154V153H185ZM191 154V153H190ZM215 154V153H214ZM224 154V153H223ZM18 155H20V154H18ZM42 155V154H41ZM41 155H38V157L39 156H41ZM46 155V154H45ZM68 155V153L66 154L64 151H63V149L62 150H55L54 149V151H53V153L52 154H49V155H46V157L43 159V158H39V161L36 163V167H34L35 169H34V173H35V177H33V179L30 181L31 182V184H32V186L33 185H44L45 183H47V182H45V181H47L46 179H47V175H45L44 174V167L46 166V165H48V162H52V163H54V162H57L58 163V165L60 164V163H62L63 161H65V160H69L70 158L68 157H66ZM157 155V154H156ZM183 155H184V153H183ZM201 155H203V154H201ZM208 155V154H207ZM206 155V156H207ZM218 155V154H217ZM216 155V156H217ZM222 155V154H221ZM255 155V154H254ZM73 156H75V153L74 154H72V157ZM94 156V155H93ZM150 156V155H149ZM174 156V155H173ZM177 157H179L178 155H176ZM181 156V155H180ZM185 156V155H184ZM226 156H228V155H226ZM43 157V156H42ZM91 157H90V159H91ZM114 157L116 158V159H114ZM118 157H120V156H118ZM160 157V156H159ZM176 157V158H177ZM197 157H198V155H197ZM196 157V158H197ZM203 157H205V156H203ZM210 157H212V155L210 156ZM213 157H214V155H213ZM219 157V156H218ZM125 158V157H124ZM151 158V157H150ZM158 158V157H157ZM162 158V157H161ZM168 158H169V155H168ZM175 158V157H174ZM184 158V157H183ZM209 158V157H208ZM215 158V157H214ZM225 158V157H224ZM235 158V157H234ZM8 159V160H9ZM72 159V158H71ZM119 159H121V157L119 158ZM118 159V160H119ZM177 159H179V158H177ZM198 159V158H197ZM227 159V158H226ZM225 159V160H226ZM125 160V159H124ZM147 160V159H146ZM153 160V159H152ZM193 160V159H192ZM200 160V159H199ZM225 160H223V162L225 161ZM235 160V159H234ZM160 161V160H159ZM163 161V160H162ZM228 161V160H227ZM231 161H232V159H231ZM250 161V160H249ZM253 160H251V162H252ZM21 162V161H20ZM144 162V163H143ZM161 162V161H160ZM159 162V163H160ZM220 162V161H219ZM229 162V161H228ZM238 162V161H237ZM25 163V162H24ZM147 163V162H146ZM192 163V162H191ZM204 163V162H203ZM27 164V163H26ZM65 164V163H64ZM143 164V165H142ZM148 164V163H147ZM162 164V163H161ZM200 164V163H199ZM210 164V163H209ZM217 164V163H216ZM223 164V163H222ZM232 164H234L235 165V163H232ZM252 167H251V165H250V167L251 168H253V166H254V169L256 168V169H259V165H261L260 164V162L258 163L256 160H254L252 163ZM165 165V164H164ZM203 165V164H202ZM206 165V164H205ZM204 165V166H205ZM234 165H231L230 164V167H232L231 168V171H229V170H227L228 171V173L230 174V179L229 180H227V181H231V179H233V182H234V180L235 181H237L238 183L237 184H239L240 182H243L244 181V179H246L245 178V176L246 175H244V173H243V171H242V168L241 167H239L238 166V164L236 165V166H234ZM2 166V165H1ZM163 166V165H162ZM203 166V167H204ZM207 166V165H206ZM215 166V165H214ZM221 166V165H220ZM226 166H229V164L228 165H226ZM225 166V167H226ZM241 166V165H240ZM263 166V165H262ZM28 167H29V165H28ZM154 167H155V165H154ZM157 167V166H156ZM155 167V168H156ZM201 167V166H200ZM210 167H211V165H210ZM230 167H228L229 169H230ZM63 168V167H62ZM98 168H100V166L99 167H97V169ZM146 168V167H145ZM213 169H215L214 167H212ZM261 168V167H260ZM2 169V168H1ZM0 169V180H2L4 177H5V175H10V177H15L14 175H12V174H10L9 173V171L6 169H2L1 170ZM26 169V168H25ZM96 169V168H95ZM144 169V168H143ZM142 169V170H143ZM198 169V168H197ZM218 169V168H217ZM223 169V168H222ZM244 169V168H243ZM136 170H137V172H136ZM147 170V169H146ZM148 170H150V169H148ZM219 170V169H218ZM260 170V169H259ZM29 171V170H28ZM47 171V170H46ZM70 170H68V172H69ZM87 171V170H86ZM154 170H152V172H153ZM159 171H162V170H159ZM203 171V170H202ZM216 171V170H215ZM255 171V170H254ZM257 171V170H256ZM262 171H263V169H262ZM68 172H66V173H68ZM151 172V173H152ZM210 172V171H209ZM34 173H32V175L34 174ZM47 173V172H46ZM164 173V172H163ZM204 174L206 173V172H203ZM216 173V172H215ZM214 173V174H215ZM225 173V172H224ZM260 173V172H259ZM28 174V173H27ZM31 174V173H30ZM29 174V175H30ZM48 174V173H47ZM159 174V173H158ZM197 174V173H196ZM218 175H219V173H217ZM220 174H222V171H221V173ZM68 175H69V177H68V182H66V183H59V182H56V184L57 185H60V190H58V191H61L63 194H68V196L69 195H71V194H73V193H76V194H79L81 191L79 190V188L75 185V179H74V177H73V173L72 172H69L68 173ZM114 175H118L119 177H120V179H117V180H119V182H114V180H113V178H115V176ZM145 175V174H144ZM157 175V174H156ZM200 175V174H199ZM203 175V174H202ZM216 175V174H215ZM223 175V174H222ZM225 175V174H224ZM223 175V177H225L226 178V175L224 176ZM17 176V175H16ZM49 176V175H48ZM117 176V177H118ZM136 176V175H135ZM148 176V175H147ZM155 176V175H154ZM154 176H153V180H145L144 182H146V181H148V183H144L145 185L143 186V187H139V189L137 190V191H135L136 193H137V195H136V197H138V199H137V201H136V204H131V205H133V208L131 209L132 211H133V215H134V218L131 216V218L129 219V220H126V222H127V225H126V228H129L130 226H132L133 224H135V222H137V220H142V215H144L145 213H144V211H147V210H150V209H152V205L154 204V202H155V199H156V197H157V190H158V188H160V187H158V184H157V182H155V181H157V179L156 180H154ZM157 176H159V175H157ZM160 176H161V174H160ZM165 176V175H164ZM197 176V175H196ZM228 176V175H227ZM24 178V177H23ZM26 178V177H25ZM24 178V179H25ZM29 178H31L30 176H29ZM101 178V179H102ZM126 178H128V179H126ZM134 178V177H133ZM140 178V177H139ZM151 178V177H150ZM158 178V177H157ZM165 178V177H164ZM203 178V177H202ZM229 178V177H228ZM48 179H49V177H48ZM149 179V178H148ZM167 179V178H166ZM188 179V178H187ZM191 179V178H190ZM204 179H206V178H204ZM219 179V178H218ZM227 179V178H226ZM134 180V179H133ZM137 180V179H136ZM160 180H161V178H159V182H160ZM168 180V179H167ZM203 180V179H202ZM223 180V179H222ZM99 181V180H98ZM97 181V182H98ZM116 181V180H115ZM123 181V182H124ZM126 181V182H127ZM143 181V180H142ZM246 181V180H245ZM245 181H244V183H245ZM126 182H124V183H122L123 184V186L124 185H126ZM182 182V181H181ZM187 182V181H186ZM15 183V182H14ZM23 183V187L20 185V184H22ZM163 183V182H162ZM172 183V182H171ZM185 183V182H184ZM188 183V182H187ZM186 183V184H187ZM207 183H208V181H207ZM210 183V182H209ZM208 183V184H209ZM218 183V182H217ZM220 183V182H219ZM222 183H224V182H222ZM221 183V184H222ZM230 184L232 183V182H229ZM31 184H25V182H24V180H22V181H19V182H17V184L16 185H18L21 189H22V191H23V189L25 188V189H27V188H30V186H31ZM74 184V185H73ZM96 184H98V183H96ZM120 184V183H119ZM128 184V183H127ZM131 184V183H130ZM139 184H140V182H139ZM138 184V185H139ZM174 184V183H173ZM204 184V183H203ZM206 184V183H205ZM225 184V183H224ZM234 184V183H233ZM14 185V184H13ZM143 185V184H142ZM141 185V186H142ZM202 185V184H201ZM211 185V184H210ZM209 185V186H210ZM225 185H227V184H225ZM229 185V184H228ZM31 186V187H32ZM99 186V185H98ZM98 186H97V188H98ZM119 186H122V185H119ZM132 186V185H131ZM174 186V185H173ZM172 186V187H173ZM238 186H240V184L238 185ZM14 187V186H13ZM35 187V186H34ZM47 187V186H46ZM118 187V186H117ZM138 187V186H137ZM190 187V186H189ZM199 187H200V185H199ZM208 187V186H207ZM223 187V186H222ZM10 188V187H9ZM37 188H38V186H37ZM43 188V187H42ZM49 188V187H48ZM180 188V187H179ZM178 188V189H179ZM213 188V187H212ZM220 188V187H219ZM36 189V188H35ZM44 189V188H43ZM115 189H117V188H115ZM114 189V190H115ZM131 189H133V188H131ZM201 189V188H200ZM218 189V188H217ZM221 189V188H220ZM223 189V188H222ZM11 190V189H10ZM16 190H18V189H16ZM15 190V191H16ZM32 190H34V189H32ZM36 190H38V189H36ZM36 190H35V192H36ZM40 190H41V188H40ZM113 190V192H115ZM167 190V189H166ZM183 190V189H182ZM189 190V189H188ZM213 190V189H212ZM224 190V189H223ZM12 191V190H11ZM21 191V192H22ZM26 191H28V190H26ZM26 191L24 190L23 192L25 193V194H28V193H26ZM31 191V190H30ZM56 191V190H55ZM201 191V190H200ZM211 191V190H210ZM18 192V191H17ZM22 192V193H23ZM33 193H34V191H32ZM52 192V191H51ZM167 192V191H166ZM178 192V191H177ZM224 192V191H223ZM23 193V194H24ZM47 193V192H46ZM48 193H50V192H48ZM47 193V194H48ZM111 193V192H110ZM186 193V192H185ZM195 193V192H194ZM197 193V192H196ZM205 193V192H204ZM209 193V192H208ZM222 193V192H221ZM220 193V194H221ZM13 194V193H12ZM15 194V193H14ZM18 194H20V193H18ZM22 194V195H23ZM24 194V195H25ZM32 194V193H31ZM31 194H29V196L31 195ZM57 194V193H56ZM59 194V193H58ZM165 194V193H164ZM172 194H174V193H172ZM179 194V193H178ZM191 194V193H190ZM202 194V193H201ZM210 194V193H209ZM208 194V195H209ZM114 195V194H113ZM119 195V194H118ZM196 195V194H195ZM211 195V194H210ZM222 195V194H221ZM132 196V195H131ZM130 196V198H132ZM164 196V195H163ZM166 196H167V194H166ZM172 195H170V197H171ZM175 196V195H174ZM178 196V195H177ZM199 196V195H198ZM212 196V195H211ZM249 196V195H248ZM247 195H246V197H248ZM9 197V196H8ZM15 197V196H14ZM91 197V196H90ZM160 197V196H159ZM203 197H205L204 195H203ZM251 197V196H250ZM249 197V198H250ZM253 197V196H252ZM16 198V197H15ZM51 198H52V196H51ZM82 198V197H81ZM127 198V197H126ZM128 198H129V196H128ZM200 198V197H199ZM214 198V197H213ZM212 197L211 198H209V200L210 201H212V202H210V203H213V199ZM220 198V197H219ZM6 199V198H5ZM23 199H24V197H23ZM28 199H29V197H28ZM43 199V198H42ZM42 199H39L40 201L42 200ZM48 199H50V198H48ZM165 199V198H164ZM194 199V198H193ZM201 199V198H200ZM246 199V198H245ZM1 200V199H0ZM53 200V199H52ZM52 200H51V202H52ZM69 200V199H68ZM86 200V201H85ZM103 200V199H102ZM166 200V199H165ZM175 200V199H174ZM251 200V199H250ZM26 201H28V200H26ZM33 201V200H32ZM43 201V200H42ZM48 201V200H47ZM50 201V200H49ZM71 201V200H70ZM77 201V200H76ZM158 201V200H157ZM182 201V200H181ZM208 201V200H207ZM24 202V201H23ZM43 202H45V201H43ZM59 202V201H58ZM83 202H85V205L86 204H88V203H93V204H91L92 206H94V205H99V206H102L103 208V210L104 211H107L109 208H108V206L109 205H107V203H105L104 201V203L102 202V201H100V200H98L97 198L96 199H94V197H93V199L91 198L90 200L89 199H84L83 201H82V203ZM123 202V201H122ZM217 202H218V200H217ZM246 202V201H245ZM248 202V201H247ZM251 202V201H250ZM16 203V202H15ZM40 203V202H39ZM42 203V202H41ZM50 203V202H49ZM45 204H47V203H45ZM51 204V203H50ZM50 204H48L47 206H49ZM75 204V201L73 202V205ZM124 204V203H123ZM159 204H160V202H159ZM191 204H192V201H191ZM204 204V203H203ZM249 204V203H248ZM30 205H31V203H30ZM33 205V204H32ZM41 205V204H40ZM52 205V204H51ZM161 205H162V203H161ZM206 205V204H205ZM13 206V205H12ZM29 206V205H28ZM84 206V205H83ZM88 206H90V205H88ZM87 206V207H88ZM127 206V208H128V205L126 204L125 205V207ZM169 206V205H168ZM193 206V205H192ZM198 206V205H197ZM207 206H209V205H207ZM211 206V205H210ZM214 206V205H213ZM10 207V206H9ZM15 207V206H14ZM21 207H23L24 208V206H22L21 205ZM69 207H72V204H70V206ZM86 207V206H85ZM121 207H122V203H121ZM132 207V206H131ZM172 207H176V206H172ZM23 208H21V209H23ZM42 208H43V206H42ZM49 208V207H48ZM90 208V207H89ZM187 208V207H186ZM196 208V207H195ZM198 208V207H197ZM207 208V207H206ZM210 208V207H209ZM208 208V209H209ZM216 208V207H215ZM214 208V209H215ZM256 208H257V206H256ZM25 209V208H24ZM40 209V208H39ZM52 209V208H51ZM71 209V208H70ZM112 209V208H111ZM124 210L126 209V208H123ZM129 209H130V207H129ZM129 209H126L127 211L129 210ZM190 209V208H189ZM217 209V208H216ZM261 208H259L258 210H260ZM15 210V209H14ZM20 210V209H19ZM18 210V211H19ZM28 210V209H27ZM86 210L87 209H85L84 207H82L81 206V208H80V206L78 207V209H74V210H72V212L70 211V213H71V218L72 219H70V221H74V223L73 224H75V223H77V221L79 220V225L78 226H76V227H72V230H71V232L70 233H65V234H63L62 236H58L57 238H60V239H62L61 241H62V243H68V240L69 239H74V241L76 240V242H74V244L77 246V245H79V247L80 246H83L88 240H87V237H88V235H89V232L94 228V226L96 225V222H94V221H90L89 219L90 218H88V217H86V214H87V212H86ZM131 210H129V211H131ZM195 210V209H194ZM194 210H192V211H194ZM257 210V209H256ZM12 211V210H11ZM22 211V210H21ZM23 211H25V210H23ZM46 211V210H45ZM58 211V210H57ZM98 211H101V210H98ZM110 211V210H109ZM127 211L125 212V214L127 213ZM129 211H128V213H129ZM131 211V212H132ZM204 211V210H203ZM255 211V210H254ZM261 211V210H260ZM29 212V211H28ZM90 212V211H89ZM115 212V211H114ZM119 212V211H118ZM207 212V211H206ZM212 212V211H211ZM244 212V211H243ZM16 213V212H15ZM21 213V212H20ZM27 213V212H26ZM39 213V212H38ZM47 213V212H46ZM49 213V215L51 214V212L49 211L48 212ZM105 212H103V214H104ZM144 213V214H143ZM156 213V212H155ZM200 213V212H199ZM208 213V212H207ZM253 213V212H252ZM251 213V214H252ZM14 214V213H13ZM18 214V213H17ZM53 214V213H52ZM52 214H51V216H52ZM56 214H58L57 212H56ZM77 214H78V216L81 218H78V216H77ZM93 214V213H92ZM117 214V213H116ZM152 214V213H151ZM158 214V213H157ZM172 214V213H171ZM246 214V213H245ZM258 214V213H257ZM15 215V214H14ZM26 215V214H25ZM105 215V214H104ZM107 215H109V214H107ZM112 214H110V216H111ZM114 215H115V213H114ZM113 215V216H114ZM119 215H122V212H121V214L119 213L118 214V216ZM124 215V214H123ZM177 215H179V214H177ZM183 215H185V214H183ZM241 215H244V214H242L241 213ZM24 216V215H23ZM44 216V215H43ZM48 216V215H47ZM53 216H54V214H53ZM92 216V215H91ZM98 216V215H97ZM182 216V215H181ZM191 216V215H190ZM190 216H188V217H190ZM253 216V215H252ZM1 217V216H0ZM4 217V216H3ZM2 217V218H3ZM15 217V216H14ZM38 217V216H37ZM56 217V216H55ZM55 217H50V216H48V219H51V220H55L54 218ZM95 217V216H94ZM137 217V218H136ZM159 217V216H158ZM162 217V216H161ZM160 217V218H161ZM173 217V216H172ZM192 217V216H191ZM9 218H11V216L10 217H8V219ZM17 218V217H16ZM20 218V217H19ZM87 218H88V220H87ZM103 218V217H102ZM108 218V217H107ZM111 218H113V217H111ZM118 218V217H117ZM178 218V217H177ZM183 218H184V216H183ZM248 218H249V216H248ZM5 219V218H4ZM76 219H78L77 221H75ZM91 219H94L93 217H91ZM105 219V218H104ZM109 219V218H108ZM114 219V218H113ZM120 219H122V218H120ZM169 219V218H168ZM185 219V218H184ZM188 219V218H187ZM246 219H247V217H246ZM150 220V219H149ZM148 220V221H149ZM162 221H163V219H161ZM189 220V219H188ZM187 220V221H188ZM195 220V219H194ZM200 220V219H199ZM205 220V219H204ZM251 220V219H250ZM253 220V219H252ZM7 221V220H6ZM14 221V220H13ZM18 222H19V220H17ZM17 221L15 220L14 222H11L10 224H11V226L12 225H14V227H12V228H17L18 226H17ZM98 221V220H97ZM101 221V220H100ZM102 221H104V220H102ZM108 221H110V219L108 220ZM117 221H119V220H117ZM123 221V220H122ZM152 221H153V219H152ZM155 221H158V220H155ZM167 221V220H166ZM206 221H207V219H206ZM244 221V220H243ZM46 222H47V220H46ZM52 222V221H51ZM145 222V221H144ZM159 222V221H158ZM169 222V221H168ZM177 222V221H176ZM180 222V221H179ZM192 222H195V221H192ZM203 222V221H202ZM253 222V221H252ZM8 223V222H7ZM104 223H105V221H104ZM116 223H118V222H116ZM139 223H141L140 221H139ZM167 222H165V224H166ZM173 223V222H172ZM187 223V222H186ZM207 223V222H206ZM212 223H214V222H212ZM249 223H250V221H249ZM46 224V223H45ZM48 224V223H47ZM49 224H50V222H49ZM138 224V223H137ZM142 224H143V222H142ZM175 224V223H174ZM195 224V223H194ZM193 224V225H194ZM1 225V224H0ZM77 225V224H76ZM116 225V224H115ZM182 225H184V224H182ZM188 225V224H187ZM186 225V226H187ZM192 225V226H193ZM196 225V224H195ZM210 224H208V226H209ZM22 226V225H21ZM25 226V225H24ZM146 226V225H145ZM174 226V225H173ZM185 226V225H184ZM9 227H10V225L8 224H6L5 225V223L0 227V235H2L3 233L5 234V232L7 231V230H9ZM34 227V226H33ZM108 227V226H107ZM151 227V226H150ZM166 227V226H165ZM190 227V226H189ZM211 227V226H210ZM209 227V228H210ZM214 227V226H213ZM219 227H220V225H219ZM43 228V227H42ZM168 228H169V226H168ZM167 228V229H168ZM173 228V227H172ZM183 228V227H182ZM191 228V227H190ZM19 229H21V231H23V229L22 228H19ZM25 229V228H24ZM28 229V228H27ZM130 229V228H129ZM152 229V228H151ZM162 229H164L163 228V226L162 225H158V226H155V228H154V225H153V229H152V233H155L156 234V232L157 231H161ZM167 229L165 228L164 230H163V232L161 231V234H163V233H165V231L167 232ZM189 229V228H188ZM195 229V228H194ZM212 229V228H211ZM220 228H218V230H219ZM10 230H11V228H10ZM175 230V229H174ZM173 230V232L175 233V231ZM177 230V229H176ZM13 231V230H12ZM37 231H38V229H37ZM70 231V230H69ZM103 230H101V232H102ZM147 231H148V229H147ZM213 231V230H212ZM211 231V232H212ZM255 231V230H254ZM254 231H253V233H254ZM52 232V231H51ZM60 232V231H59ZM97 232V231H96ZM100 232V233H101ZM145 232V231H144ZM173 232H171L172 233V235H173ZM214 232V231H213ZM259 232V231H258ZM36 233V232H35ZM41 232H39L38 234H40ZM56 233V234H55ZM93 233H95V231L93 232ZM99 233V232H98ZM122 233V232H121ZM141 233V232H140ZM139 233V234H140ZM146 233V232H145ZM145 233H142L143 235L145 234ZM149 233H150V231H149ZM149 233H147V234H149ZM37 234V233H36ZM37 234V235H38ZM42 234V233H41ZM52 234H55V235H57V230H56V232H54V233H52ZM155 234H154V236H155ZM159 234V233H158ZM180 234V233H179ZM179 234H177V235H179ZM184 234V233H183ZM192 234V233H191ZM213 234V233H212ZM36 235V236H37ZM47 235V234H46ZM104 235H105V233H104ZM103 235V236H104ZM185 235H187L186 233H185ZM208 235V234H207ZM4 236V235H3ZM35 236V237H36ZM39 236V235H38ZM37 236V237H38ZM49 236V235H48ZM90 236V235H89ZM99 236H101L100 234H99ZM103 236L101 237V238H103ZM105 236H107V235H105ZM104 236V237H105ZM145 237H148L146 234L144 235ZM150 236H152V234L150 235ZM198 236H200V235H198ZM203 236V235H202ZM214 236V235H213ZM2 237V236H1ZM36 237V238H37ZM45 237V236H44ZM54 237H56V236H54ZM111 237V236H110ZM130 237V236H129ZM136 237V236H135ZM140 236L138 235V238H139ZM141 237H142V235H141ZM140 237V238H141ZM153 237V236H152ZM166 237V236H165ZM174 237V236H173ZM185 238H189L190 237V235H189V237H186V236H184ZM195 237H196V235H195ZM194 237V238H195ZM205 237V236H204ZM4 238V237H3ZM32 238H34V236H32ZM32 238H31V240H32ZM39 238V237H38ZM49 238V237H48ZM101 238H99V239H101ZM108 238V237H107ZM151 238V237H150ZM154 238V237H153ZM156 238H158L157 237V235H156ZM160 238V237H159ZM164 238V237H163ZM171 238V237H170ZM206 238V237H205ZM16 239V238H15ZM15 239H13V240H15ZM35 239V238H34ZM99 239H98V241H99ZM105 239V238H104ZM103 239V240H104ZM110 239V238H109ZM131 239V238H130ZM129 239V240H130ZM135 239H137V238H135ZM142 239V238H141ZM177 239V238H176ZM180 239V238H179ZM200 239V238H199ZM198 239V240H199ZM12 240V241H13ZM36 240H38V239H36ZM44 240V239H43ZM129 240H128V242H129ZM134 240V239H133ZM133 240H131V241H133ZM140 240V239H139ZM144 240V239H143ZM142 240V241H143ZM164 240V239H163ZM165 240H167V239H165ZM164 240V241H165ZM170 240V239H169ZM173 240V239H172ZM208 240H210V239H208ZM252 240V239H251ZM45 241H46V239H45ZM102 241V240H101ZM113 240H111V242H112ZM141 241V240H140ZM152 241V240H151ZM153 241H155V240H153ZM174 241V240H173ZM181 241V240H180ZM185 241V240H184ZM207 241V240H206ZM212 241V240H211ZM94 242V241H93ZM122 243L121 241H118V243ZM144 242V241H143ZM146 242V241H145ZM160 242V241H159ZM167 242V241H166ZM177 242V241H176ZM194 242V241H193ZM243 242V241H242ZM0 243H3V241L2 242H0ZM29 243V242H28ZM34 243V242H33ZM32 243V244H33ZM55 243V242H54ZM61 243V244H62ZM135 243H137V241L135 242ZM138 243H140V242H138ZM156 243H158V242H156ZM172 243V242H171ZM216 243V242H215ZM253 243V242H252ZM6 245H2L1 247H0V264H28V262H27V260H26V258L24 257V255H23V257L22 258H20V255H22L23 254V250H24V248H25V250H26V248H27V245H26V243H20V242H12V244L11 243H9L8 241H7V243H5ZM102 244V243H101ZM100 244V245H101ZM105 244H107V243H105ZM109 244V243H108ZM123 244H126L125 242H123L122 243V245ZM129 244H130V242H129ZM128 243H127V245H129ZM132 244V246L134 245L133 244V242L131 243ZM142 243H140V244H138L139 246L141 245ZM145 244V243H144ZM143 244V245H144ZM170 244V243H169ZM192 244V243H191ZM207 244V243H206ZM33 245H35V244H33ZM47 245V244H46ZM49 245V244H48ZM57 245H59V244H57ZM71 244H69V246H70ZM73 245V244H72ZM86 245V244H85ZM98 245V244H97ZM104 244H102L101 246H103ZM137 245V244H136ZM143 245H141V246H143ZM156 245V244H155ZM176 245V244H175ZM185 245V244H184ZM63 246V245H62ZM75 246V247H76ZM88 246V245H87ZM119 246V245H118ZM126 246V245H125ZM125 246H121L120 245V248L122 247H125ZM129 246H131V245H129ZM135 246V245H134ZM138 246V247H139ZM162 246V245H161ZM167 246V245H166ZM195 246V245H194ZM197 246V245H196ZM214 246V245H213ZM231 246V245H230ZM72 247V246H71ZM100 247V246H99ZM128 247V246H127ZM136 247V246H135ZM185 247V246H184ZM216 247V246H215ZM225 247H226V245H225ZM236 247V246H235ZM235 247H233V248H235ZM243 247V246H242ZM252 247H254V246H252ZM251 247V248H252ZM30 248V247H29ZM83 248V247H82ZM91 249V247H88V249ZM96 248V247H95ZM94 248V249H95ZM110 248H111V245H110ZM131 248V247H130ZM201 248V247H200ZM209 248V247H208ZM28 249V248H27ZM84 249V248H83ZM98 249V248H97ZM103 249V248H102ZM166 249V248H165ZM205 249V248H204ZM215 249V248H214ZM222 249V248H221ZM246 249V248H245ZM24 250V251H25ZM29 250V249H28ZM75 250V252H77L78 253V251H76V249H74ZM80 250V249H79ZM105 250V249H104ZM110 250V249H109ZM117 250H119V249H117ZM123 250V249H122ZM132 250H134V247L132 248ZM143 249L141 248L140 250H135V252L133 253V255H132V258H131V262L129 263V264H145L146 263V260H143L144 258H143V251H142ZM180 250V249H179ZM181 250H182V248H181ZM236 250V249H235ZM244 250V249H243ZM248 250V249H247ZM254 250V249H253ZM64 251V250H63ZM68 251V250H67ZM83 251H85V250H83ZM92 251H94V250H92ZM106 251V250H105ZM112 251V250H111ZM116 251V250H115ZM124 251H125V248H124ZM130 251H131V249H130ZM148 251V250H147ZM169 251L171 252V250L169 249ZM200 251V250H199ZM204 251V250H203ZM202 251V252H203ZM221 251V250H220ZM223 251V250H222ZM234 251V250H233ZM246 251V250H245ZM21 252H22V254H21ZM25 252H28L27 250L25 251ZM57 252V251H56ZM80 252V251H79ZM86 252V251H85ZM85 252H80L81 253V255H83ZM100 252V251H99ZM102 252V251H101ZM108 252V251H107ZM106 252V253H107ZM128 252V251H127ZM146 252V251H145ZM195 252V251H194ZM198 252V251H197ZM197 252H195L196 254H197ZM243 252V251H242ZM132 253V252H131ZM166 253V252H165ZM167 253H168V251H167ZM179 253V252H178ZM184 253H185V251H184ZM200 253V252H199ZM217 253V252H216ZM250 253H251V251H250ZM250 253L248 252V253H246V252H243L242 253V255H241V257H242V259L243 258H247L248 260H252L251 259V256H250ZM91 254V253H90ZM96 254V253H95ZM151 254H153V253H151ZM162 254H163V252H162ZM170 254V253H169ZM222 254V253H221ZM237 254V253H236ZM236 254H234L233 252H232V255H236ZM255 254V253H254ZM8 255H10V257H11V255H12V259H13V257L14 258H16L15 260L13 259L12 261H11V259L9 260V261H7L6 262V258L8 257ZM27 255V254H26ZM77 255V254H76ZM79 255V254H78ZM97 255H99V254H97ZM107 255H109L108 253L106 254V256ZM119 255V254H118ZM125 255H127V253H125ZM130 255V256H131ZM182 255V254H181ZM195 255V254H194ZM231 255V256H232ZM84 256V258H86L85 257V255H83ZM94 256V255H93ZM111 256V255H110ZM109 256V257H110ZM128 256V255H127ZM126 256V257H127ZM151 256V255H150ZM163 256V255H162ZM190 256V255H189ZM212 256V255H211ZM214 256H215V254H214ZM213 256V257H214ZM229 256V258H231L230 257V255H228ZM234 256L232 257V260H233V258H234ZM237 256H239V255H237ZM249 256H250V259H249ZM56 257V256H55ZM80 257H82V256H80ZM79 257V258H80ZM92 257V256H91ZM99 257V256H98ZM120 257V256H119ZM125 257V256H124ZM158 257V256H157ZM156 257V258H157ZM166 257V256H165ZM165 257H164V260L163 261H167V260H165ZM176 257V256H175ZM187 257V256H186ZM219 257V256H218ZM222 257V256H221ZM221 257H219V258H221ZM240 257V256H239ZM100 258V257H99ZM107 258V257H106ZM111 258V257H110ZM109 258V259H110ZM118 258V257H117ZM122 258V257H121ZM147 258H149V257H147ZM217 258V257H216ZM227 258V257H226ZM225 258V259H226ZM236 258V257H235ZM95 260L97 259V258H94ZM126 259V258H125ZM151 259V258H150ZM161 259V258H160ZM225 259H221L222 260V262H223V260H225ZM228 259V258H227ZM237 259H240V258H237ZM18 260V261H17ZM20 260V261H19ZM72 260V259H71ZM86 260H87V258H86ZM93 260V259H92ZM100 261V259H97L96 261ZM108 260V259H107ZM116 260V259H115ZM172 260V259H171ZM186 260V259H185ZM196 260V259H195ZM198 260V259H197ZM205 260V259H204ZM221 260L220 261H217L216 263H214V264H220L221 263ZM235 260V259H234ZM94 261V260H93ZM111 261V260H110ZM114 261V260H113ZM192 261H193V258H192ZM239 261V260H238ZM243 261H244V259H243ZM245 261H246V259H245ZM64 262H66V261H64ZM105 262H107V261H105ZM104 262V263H105ZM178 262V261H177ZM186 262V261H185ZM188 262V261H187ZM212 262V261H211ZM231 262V261H230ZM234 262V261H233ZM237 262V261H236ZM239 262H241L242 263V261H241V259H240V261ZM43 263V262H42ZM68 263V262H67ZM92 263V262H91ZM101 263V262H100ZM116 263V262H115ZM155 263V262H154ZM183 263V262H182ZM190 263V262H189ZM192 263V262H191ZM226 263V262H225ZM232 263V262H231ZM230 263V264H231ZM235 263V262H234ZM32 264V263H31ZM37 264H40V263H37ZM57 264V263H56ZM81 264V263H80ZM83 264H85V263H83ZM94 264H96V263H94ZM113 264V263H112ZM180 264V263H179ZM222 264H224V263H222ZM233 264V263H232Z\"/></svg>",
	"mask_w": 264,
	"mask_h": 264
}]
</instances>
